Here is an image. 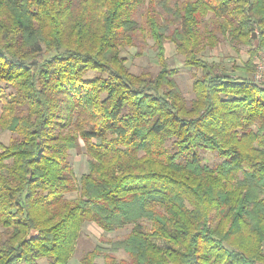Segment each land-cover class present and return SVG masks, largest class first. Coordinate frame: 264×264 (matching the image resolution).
Instances as JSON below:
<instances>
[{"label":"trees","instance_id":"obj_1","mask_svg":"<svg viewBox=\"0 0 264 264\" xmlns=\"http://www.w3.org/2000/svg\"><path fill=\"white\" fill-rule=\"evenodd\" d=\"M216 34L245 76L201 56ZM144 37L157 70L134 73L121 51ZM167 41L200 70L189 99ZM259 54L264 0H0V264H68L87 222L130 229L78 264H264Z\"/></svg>","mask_w":264,"mask_h":264},{"label":"rangeland","instance_id":"obj_2","mask_svg":"<svg viewBox=\"0 0 264 264\" xmlns=\"http://www.w3.org/2000/svg\"><path fill=\"white\" fill-rule=\"evenodd\" d=\"M218 41L212 47H206L201 52V56L208 61L219 63L220 69L218 74L238 76L243 75L235 69L237 65H241L248 57V49L242 46L236 49L232 46L228 39L223 38L220 34H216ZM141 43H137L131 47H127L121 51V55L125 58V64L130 71L138 73L140 71L157 70L155 50L152 47V41L149 38H143ZM253 50H256V45H251ZM165 56L171 67L177 68L178 72L175 76L176 81L181 88L184 96L189 99L192 97V81L195 76L200 75V70L183 65V56L179 54L171 42L165 43ZM258 56V55H256ZM261 56V54H259ZM256 58V57H255ZM257 59H255L256 62ZM8 131H0V143L6 144L10 137ZM204 162L209 166L220 162V158L211 152L204 151L201 153ZM87 155L84 147L79 150H71L69 155V162L74 171L76 180L80 175L87 172ZM76 196V192L66 195L68 198ZM130 226H125L121 229L104 232L94 222H87L82 225L80 237L75 246L68 264H78L81 255L88 249L92 248L95 244L104 247L110 246L111 242L123 238L129 231ZM118 258L126 257V254L119 250L116 253ZM101 264V260L98 261Z\"/></svg>","mask_w":264,"mask_h":264},{"label":"built area","instance_id":"obj_3","mask_svg":"<svg viewBox=\"0 0 264 264\" xmlns=\"http://www.w3.org/2000/svg\"><path fill=\"white\" fill-rule=\"evenodd\" d=\"M256 31V29L254 30ZM256 66L252 74L249 75L250 80L259 85H264V56L256 57Z\"/></svg>","mask_w":264,"mask_h":264}]
</instances>
